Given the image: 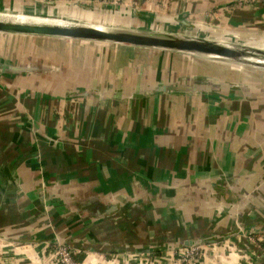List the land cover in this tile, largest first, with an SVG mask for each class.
Returning a JSON list of instances; mask_svg holds the SVG:
<instances>
[{
    "label": "crops",
    "instance_id": "1",
    "mask_svg": "<svg viewBox=\"0 0 264 264\" xmlns=\"http://www.w3.org/2000/svg\"><path fill=\"white\" fill-rule=\"evenodd\" d=\"M0 10L264 40V0H0ZM34 38L0 32V264H55L57 242L83 264H177L192 248L182 264H264L263 79L174 75L182 52ZM189 78L228 85L140 94Z\"/></svg>",
    "mask_w": 264,
    "mask_h": 264
},
{
    "label": "water",
    "instance_id": "2",
    "mask_svg": "<svg viewBox=\"0 0 264 264\" xmlns=\"http://www.w3.org/2000/svg\"><path fill=\"white\" fill-rule=\"evenodd\" d=\"M38 17L45 18L43 16ZM56 21H58V19H56ZM64 22L66 24H38L0 19V32L127 44L136 47L176 51L194 55H206L217 59L236 62L241 65L264 68V49L247 46L249 40L240 41L237 39L236 41H240L238 44L232 42L226 44L221 41L222 38L191 36L179 32L138 30L124 26L102 29L87 22ZM232 36L238 37L235 34H232ZM255 39L256 38H250V41ZM259 42L264 44V40L259 39ZM252 58L260 61H254ZM2 70L31 71V68L11 67L7 65L3 67ZM227 85L228 84L225 82L214 79L189 78L187 82L163 83L161 85L152 86L145 90V92H140V94L210 90L225 87ZM188 244H193V242Z\"/></svg>",
    "mask_w": 264,
    "mask_h": 264
},
{
    "label": "rangeland",
    "instance_id": "3",
    "mask_svg": "<svg viewBox=\"0 0 264 264\" xmlns=\"http://www.w3.org/2000/svg\"><path fill=\"white\" fill-rule=\"evenodd\" d=\"M0 13H10V14H17L19 12L17 11H12V10H0ZM20 13H23V12H20ZM26 14H30V13H26ZM35 15V14H33ZM39 16V15H38ZM45 18H51V19H58V20H67L68 22H80V21H77V20H73V19H67V18H58V17H55V16H43ZM66 21V22H67ZM117 21H119V23L121 24H128L127 26H124V27H127V28H131V29H138V30H152V31H166V32H174V33H178V31L175 29L171 30L172 28H162V29H159V25L158 26H137L138 24H141L139 22H135V21H132V20H129V19H126V18H118ZM93 23H96V24H100V25H106V26H121L123 27V25H119L117 23H112V22H109V21H106V20H103V21H93ZM146 23V21H145ZM129 24H136V25H133V26H129ZM181 33V32H179ZM185 34V33H183ZM187 35H190V34H187ZM27 37H30L29 41H31V39H36L34 38L36 35H26ZM191 36H194V35H191ZM26 38V37H25ZM25 38H22L21 40L24 42L25 41ZM224 42H227V43H235V44H238L240 41H236V39L230 37V36H224L222 39H224ZM40 39V38H38ZM221 39V40H222ZM38 43V42H36ZM54 44V45H57L58 43L60 44H64V43H69L67 42L66 40H62V41H59V40H47V41H44V40H40L39 43H38V46H43L45 48L51 46V44ZM96 43H108V44H111V42H102V41H97ZM242 43V42H241ZM5 44H11L10 42H6ZM73 44V43H72ZM255 44H257L258 46H264V44L262 43H259V42H251V43H247V46H252V47H256ZM75 45V44H73ZM77 45V44H76ZM74 46L73 48H71L70 52L66 55V59H67V62H69L70 60V56L72 54V50L77 46ZM150 49L151 51H160L158 49H152V48H148ZM95 51H100L98 50V48L95 49ZM166 51V50H165ZM186 62H187V65L186 63H182L183 66L181 65H177V63H174L175 66L173 68V74L174 75H189V74H193V75H201V74H205V75H213V76H217V77H225V78H230L232 80H237L238 82H241L243 80H260V79H263L264 80V68H261V67H254V66H247V65H241V64H238L236 62H232V61H227V60H222V59H217V58H213V57H209V56H206V55H194V54H188L187 53V57H185ZM71 62V61H70ZM170 62V61H169ZM155 65V62H153ZM169 65L168 61H165V63L163 64V67L164 68H167ZM170 68V67H168ZM172 71V70H171ZM254 78V79H253Z\"/></svg>",
    "mask_w": 264,
    "mask_h": 264
},
{
    "label": "built area",
    "instance_id": "4",
    "mask_svg": "<svg viewBox=\"0 0 264 264\" xmlns=\"http://www.w3.org/2000/svg\"><path fill=\"white\" fill-rule=\"evenodd\" d=\"M255 238L260 242H264V233L257 234ZM52 245L51 253L54 254L55 264H83L76 258L74 248L71 245L62 242H57ZM177 253L183 258L177 264H182L184 261H188L190 255L196 253V248L190 250L180 249Z\"/></svg>",
    "mask_w": 264,
    "mask_h": 264
},
{
    "label": "bare ground",
    "instance_id": "5",
    "mask_svg": "<svg viewBox=\"0 0 264 264\" xmlns=\"http://www.w3.org/2000/svg\"><path fill=\"white\" fill-rule=\"evenodd\" d=\"M0 19H6V20H11V21H14V22H22V23H38V24H40V23H59V24H66L64 22L65 20L64 21H60V20L56 21V19L42 18V17H38V16H34V15L20 13V12L17 13V14L0 13ZM92 24H94L95 26H97L99 28H102V29H107V28H112V27H116L117 26V25L116 26H114V25H112V26H106V25H100V24H95V23H92ZM224 40H225V38L222 39L221 41L223 43L229 44L227 42H224ZM255 46L264 49V46H261V45L258 46L257 44ZM252 59L254 61H260V60L254 59V58H252Z\"/></svg>",
    "mask_w": 264,
    "mask_h": 264
}]
</instances>
